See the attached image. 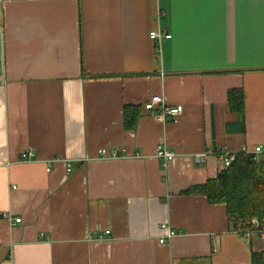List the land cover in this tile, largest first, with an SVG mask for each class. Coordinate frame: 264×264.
<instances>
[{
  "label": "crops",
  "instance_id": "crops-1",
  "mask_svg": "<svg viewBox=\"0 0 264 264\" xmlns=\"http://www.w3.org/2000/svg\"><path fill=\"white\" fill-rule=\"evenodd\" d=\"M156 95L182 106L176 122L142 110ZM259 146L264 0H0V264H251L264 238L182 192L221 171L196 154ZM160 225L177 235L159 244Z\"/></svg>",
  "mask_w": 264,
  "mask_h": 264
},
{
  "label": "trees",
  "instance_id": "trees-1",
  "mask_svg": "<svg viewBox=\"0 0 264 264\" xmlns=\"http://www.w3.org/2000/svg\"><path fill=\"white\" fill-rule=\"evenodd\" d=\"M229 110L241 120L244 116V97L239 89L227 93ZM140 114L137 106L123 108L125 129L136 127ZM187 196H203L210 205H224L229 221L253 219L264 221V156L254 161L252 156L238 154L232 165L220 171L214 179L182 192ZM236 224H233V229ZM251 264H264V252L252 253Z\"/></svg>",
  "mask_w": 264,
  "mask_h": 264
},
{
  "label": "built area",
  "instance_id": "built-area-1",
  "mask_svg": "<svg viewBox=\"0 0 264 264\" xmlns=\"http://www.w3.org/2000/svg\"><path fill=\"white\" fill-rule=\"evenodd\" d=\"M170 37L171 36L169 34H161L158 29L153 30L149 33V38L154 41L157 45H159L162 38L170 39ZM142 110L161 122H176L182 114V106L178 105L174 107H169L165 104L163 98L157 95L151 96L147 101H145ZM207 154H214L220 160L222 171L228 169L232 165L236 155L238 154L249 155L253 157L254 161H259L260 157L264 156V148L259 146L255 147L252 151H249L246 147H242L236 153H230L225 151L224 149H220L215 150L213 152L196 154L194 156V160L197 163H202L206 158ZM155 156L158 161H160L161 165L165 167L175 159L176 155L168 151L164 145H160L156 149ZM33 157V150L28 149L20 154V161H29ZM98 158L109 160L117 158V155L114 151L111 152L107 151L106 149H102L98 153ZM54 162L56 161L52 160L48 162V168L46 169L47 172L50 171L49 167ZM6 218L9 221L12 220L10 217ZM231 222L233 224H236V228L233 229V232L240 235L247 241L252 237L264 238V221L259 223L258 221L253 219H248L245 221H235L234 219H232ZM13 223L20 224L21 219L15 218L13 219ZM160 230L164 231L165 233L159 237V244H165L177 235V233L171 228H169L167 225H160ZM108 234L109 231H105V235Z\"/></svg>",
  "mask_w": 264,
  "mask_h": 264
}]
</instances>
